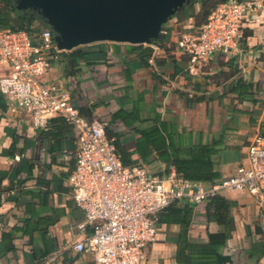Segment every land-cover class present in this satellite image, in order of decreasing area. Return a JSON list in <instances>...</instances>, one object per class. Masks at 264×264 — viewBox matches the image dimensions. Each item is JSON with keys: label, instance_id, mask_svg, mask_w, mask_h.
<instances>
[{"label": "crops", "instance_id": "1", "mask_svg": "<svg viewBox=\"0 0 264 264\" xmlns=\"http://www.w3.org/2000/svg\"><path fill=\"white\" fill-rule=\"evenodd\" d=\"M253 1L258 6L244 23L239 52L217 51L193 66L179 42L200 26L194 16H174L185 5L165 23L171 29L165 46L145 44L153 47L147 62L131 43L105 41L107 59L71 73L59 55L46 79L68 88L84 116L108 121V135L126 164L165 175L177 172L174 159L189 160L203 150L218 180L229 177L246 163L255 133H264V0ZM26 119L22 111L0 110V264H94L91 251L74 248L91 233L68 182L76 130L66 126L46 135ZM219 195L231 203L233 229L208 218L207 201L192 203L188 225H157L146 264H187L180 249L206 246L210 233L226 229L230 238L216 244L224 259L196 264H264V204L244 190Z\"/></svg>", "mask_w": 264, "mask_h": 264}, {"label": "built area", "instance_id": "2", "mask_svg": "<svg viewBox=\"0 0 264 264\" xmlns=\"http://www.w3.org/2000/svg\"><path fill=\"white\" fill-rule=\"evenodd\" d=\"M257 6L253 0L219 5L195 33L179 42L191 64L202 63L217 51L239 52L244 23ZM61 51L50 29L36 37L0 27V93L9 110L24 112L26 123L36 129L49 127L54 117H64L76 130L78 149L68 182L91 233L74 248L91 251L94 264H146L145 250L158 234L157 216L173 203L201 204L226 190H244L264 204L262 131L249 142L246 163L210 184L174 171L159 175L126 165L115 138L108 135V121L84 116L68 88L46 79Z\"/></svg>", "mask_w": 264, "mask_h": 264}, {"label": "trees", "instance_id": "3", "mask_svg": "<svg viewBox=\"0 0 264 264\" xmlns=\"http://www.w3.org/2000/svg\"><path fill=\"white\" fill-rule=\"evenodd\" d=\"M225 1L227 0H193L190 4L186 5L181 12H177L174 16H179L181 14L186 17L194 16L197 20L196 25L201 26L207 21L210 14ZM174 16H171L170 18H173ZM0 27L15 31H28L36 37L44 29L52 30L46 21L36 12H24L17 9L15 0H0ZM170 36L171 29L164 24L156 42L159 46H165V43L170 41ZM106 45L107 42L105 41L81 45L69 51H61L59 55L61 58L68 61L70 72L73 73L79 70L83 63H92L102 58L107 59L108 51ZM130 46H132L133 50L139 51L140 58L143 62H147L152 55V46L145 44H130ZM8 109L9 105L4 96L0 93V110L5 112ZM66 126L73 129V126L64 117H54L51 119L49 127L42 129V133L56 136L58 132ZM16 151L17 139H14L10 151L8 152L11 153V155H14ZM118 151L122 154L123 162L126 164L123 153L119 149ZM195 151L196 150H194L192 158L189 160L178 158L173 160L177 173L180 176L191 180L207 181L209 182L208 184L217 181L218 176L216 173L211 171V164L206 158L207 152L205 153L202 150L199 154H197ZM182 203L183 204L180 202L173 203L161 211L157 216L156 224L160 225L161 223L180 221L183 224L188 225L194 205L192 202L186 200L182 201ZM230 210V201L219 194L210 197L207 201L208 218L218 221L223 226L226 221V223L233 229L234 220L230 221L227 219ZM230 235L231 234L228 229L222 230L218 233H210V242L208 245H201L194 248L188 243L183 248L182 252L180 249L179 254L186 257L187 264H196L212 258L222 260L224 259V256L219 253V249L216 244L225 243L230 238ZM187 249L194 250L196 254L185 253Z\"/></svg>", "mask_w": 264, "mask_h": 264}, {"label": "water", "instance_id": "4", "mask_svg": "<svg viewBox=\"0 0 264 264\" xmlns=\"http://www.w3.org/2000/svg\"><path fill=\"white\" fill-rule=\"evenodd\" d=\"M191 0H16L50 25L59 49L101 41L156 44L162 27Z\"/></svg>", "mask_w": 264, "mask_h": 264}, {"label": "rangeland", "instance_id": "5", "mask_svg": "<svg viewBox=\"0 0 264 264\" xmlns=\"http://www.w3.org/2000/svg\"><path fill=\"white\" fill-rule=\"evenodd\" d=\"M48 24V23H47ZM49 25V24H48ZM50 26V25H49ZM52 82V81H51Z\"/></svg>", "mask_w": 264, "mask_h": 264}]
</instances>
